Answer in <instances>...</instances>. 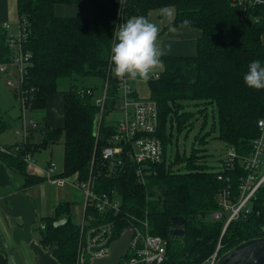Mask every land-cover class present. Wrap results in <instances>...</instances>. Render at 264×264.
Masks as SVG:
<instances>
[{"label": "trees", "instance_id": "obj_1", "mask_svg": "<svg viewBox=\"0 0 264 264\" xmlns=\"http://www.w3.org/2000/svg\"><path fill=\"white\" fill-rule=\"evenodd\" d=\"M76 1L88 2L92 14L53 13L54 3ZM165 5L175 8L172 25L188 19L199 35L193 54H163L162 69L147 80L148 97L156 104L154 134L161 143V157L137 174L126 143H122V150L112 161L101 158V148L113 143L111 135L116 122L105 115L117 109L119 100L111 47L117 42L119 22ZM16 10L18 24L24 27L21 46L30 53L22 83L28 109H42L46 96L56 92L62 96L63 107L61 127L44 126L40 117L36 121L40 126L30 131L40 132L38 142L31 143L27 137L25 142H18L16 149L17 144L5 146L8 150L0 149V162L20 178V186L43 180L26 172L25 153L56 142L61 136L58 174H74L77 181L89 180L94 194L115 195L119 212L107 214L115 223L113 239L130 224L138 226V221L146 220L149 231L166 242L164 259L157 264H206L214 252L218 256L240 241L264 235V178L240 215L227 223L228 212L223 211L218 199L220 190L225 189L229 201L236 202L240 177L247 171L242 159L260 133L257 120L264 117V89L250 88L243 79L253 60L264 64V42L260 37L264 33V2L236 5L230 0H16ZM9 37L0 22V61L9 59ZM60 77L71 80L67 88L58 90ZM85 77L100 80L83 83ZM103 88L100 108L94 98ZM192 102L200 105L201 112L211 106L216 114L206 134H196L195 138L205 142L216 122L215 136L235 150L230 163L221 159L219 168L212 169L206 162L197 161L199 155L193 145L187 155L177 149L173 158L167 154L172 129L179 132L192 126L194 111L187 107ZM96 113L99 115L94 131ZM7 125L0 114V132ZM180 160L184 161V168H173ZM260 174L257 169L256 177ZM214 213L219 216L214 217ZM85 215L99 216L91 207H86ZM171 216L184 219L180 238L171 239L168 235ZM60 218L64 223L53 226ZM42 222L38 243L43 248L53 246L52 256L60 264H75L78 230L69 202H58Z\"/></svg>", "mask_w": 264, "mask_h": 264}, {"label": "built area", "instance_id": "obj_2", "mask_svg": "<svg viewBox=\"0 0 264 264\" xmlns=\"http://www.w3.org/2000/svg\"><path fill=\"white\" fill-rule=\"evenodd\" d=\"M232 4L239 5L242 3H254L257 0H230ZM124 22H119V26ZM18 34L8 38V46L10 48V56L6 61H0V74L4 75L5 83L12 88L19 99L21 128L16 130L21 136L22 142L28 137V126L36 127L37 123L32 118L23 119L24 111L28 109L26 104L25 89L22 88L26 65L30 57L28 50L21 46V39L24 35L23 24H18ZM157 76V73H153ZM117 86L119 90V100L117 109L121 116L115 122V130L111 135V141L101 148V158L112 161L116 154L122 150V143L128 146V153L131 159L136 163L135 172L141 174L149 162H156L161 157V143L154 134L157 124V111L154 100L149 97H138L134 94L131 87V79L125 77L117 78ZM86 93H90L89 88H85ZM104 97V88L102 93L94 98V102L101 108ZM260 133L252 140L251 150L249 154L242 159L243 166L247 169L246 173L240 177L239 196L236 202H230L225 189L220 190L218 199L223 211L228 212L226 223L235 219L240 215L241 210L245 207L247 199L252 195L253 190L263 180L264 172L256 177V171L261 161L264 151V117L257 120ZM19 146L17 144L14 148ZM5 149V147H1ZM235 150L232 146H228L223 160L226 164L235 157ZM26 162L31 160V155L26 152L24 155ZM117 159L116 162H119ZM43 177L45 180L56 186H62L65 183V177L54 171L52 162H49L43 168ZM217 177H220L218 175ZM256 177L255 181L253 179ZM73 184L81 189L82 211L77 224H79V246H78V262L83 263V259L92 256H98L106 251L108 243L112 240L114 220L107 216L119 212V202L115 195H107L101 193L94 194L90 189L89 180L75 181ZM86 207L95 209L98 217L85 215ZM218 217V213L213 214ZM130 219H134L129 216ZM138 226L129 225L132 229L131 245L128 253L122 258L118 264H157L164 259L165 240L160 236L152 234L146 220L138 221ZM129 254V256H128ZM216 252L208 259L206 264H213Z\"/></svg>", "mask_w": 264, "mask_h": 264}, {"label": "rangeland", "instance_id": "obj_3", "mask_svg": "<svg viewBox=\"0 0 264 264\" xmlns=\"http://www.w3.org/2000/svg\"><path fill=\"white\" fill-rule=\"evenodd\" d=\"M118 15L116 16V18ZM16 27L13 28L12 34L15 36L18 32L15 30ZM10 34V33H9ZM70 78L68 77H60L57 79V89H65L69 86ZM99 78L96 77H85L83 78V83L88 82H99ZM80 82V80H77ZM188 108H191L193 113V122L192 126L187 130L186 127H183L179 132L175 129H172V141L166 145V151L169 157L173 158V154L175 149H177L180 153L182 151L187 155L191 149V146L197 148L198 158L197 161H204L207 164L211 165L212 169H218L221 165V159L224 158L225 152L228 146L218 137H216L217 133V125L215 122L214 130L210 131L208 135H206V141L200 142L196 139V134H204L209 126L216 120L215 108L211 106H207L206 110L202 111L198 110L200 105L188 104ZM42 110L36 111V109H27L24 111L23 119L32 118L34 121L39 118ZM20 112V103L19 99L16 97L13 89L8 87L5 83L4 75L0 74V114L3 118L6 119L9 126L5 128L2 132H0V145L3 143H9L13 140H20L18 134L15 133V130L20 129L21 118L19 116ZM121 116V113L118 109H113L109 111L105 118L108 120H117ZM205 118V119H204ZM202 121L204 123L202 124ZM201 125H203L201 127ZM206 134V133H205ZM36 135L32 136L33 140H36ZM62 137L60 136L56 142H53L49 147L40 149L39 151H33L31 158L33 159L34 164H28L27 171L34 174H42V167L46 164V160L49 158V162H52L54 166V171L58 172L61 170V161H62ZM18 140V141H19ZM50 143V142H49ZM173 168H179L182 170L184 168V161L180 160L173 164ZM11 179H13L16 183H18L19 178L16 175L10 174ZM64 186L58 187L53 184H49L46 180H41L38 183L28 186L24 188V193L31 197L36 204V219L38 221H43V219L52 213L53 207H51L52 203H57V200L60 198L68 199L72 203V209L70 210L71 218L74 222L79 220V205L82 203L83 195L81 189H78L76 186L71 184V181H75V176L68 175L65 177ZM43 213H42V212ZM1 213V211H0ZM62 218V217H61ZM60 218V219H61ZM59 219V220H60ZM9 221L5 219V216L0 215V252H2L6 258V264H36L34 253L30 252L26 245L15 246L11 243L10 239V224ZM115 224V223H114ZM78 230V239L76 244V252L79 246V224H76ZM130 227V226H129ZM114 231V227H113ZM113 236V234H112ZM32 238L37 242L39 241L40 234L38 230L33 232ZM113 239V238H112ZM76 256L75 264H81L78 262V254ZM87 259H83L82 264H89Z\"/></svg>", "mask_w": 264, "mask_h": 264}, {"label": "water", "instance_id": "obj_4", "mask_svg": "<svg viewBox=\"0 0 264 264\" xmlns=\"http://www.w3.org/2000/svg\"><path fill=\"white\" fill-rule=\"evenodd\" d=\"M98 113L94 115L93 130H96ZM16 183L11 179L6 167L0 162V211L10 218H18L21 227L11 226V240L15 245H26L34 253L36 264H60L53 256V246L43 248L31 237V225L35 223V208L32 200L16 190ZM64 223V219L53 222V226ZM168 235L171 239L184 234L182 216L169 217ZM131 227H125L117 238L112 239L106 251L89 258V264H118L130 249ZM0 264H6V258L0 252ZM213 264H264V235L238 242L215 257Z\"/></svg>", "mask_w": 264, "mask_h": 264}, {"label": "crops", "instance_id": "obj_5", "mask_svg": "<svg viewBox=\"0 0 264 264\" xmlns=\"http://www.w3.org/2000/svg\"><path fill=\"white\" fill-rule=\"evenodd\" d=\"M163 8H169L172 10L173 16L171 19H169L168 17H166L165 15H163L161 13V9H163ZM53 13L55 15H58V16H69V15L89 16L92 14V7L88 2H85V1H76V2H68V3H60L59 2V3H54ZM174 14H175L174 6L165 5L163 7L150 8V9H148V11L145 14H143V16H146L149 20H151L152 22L159 25L161 45L163 46V45H167L169 43L171 44V50L170 51L165 50V54L191 55L195 52V42H196V38L199 35V30L193 26H190L187 28H181L180 25H172L171 21L174 17ZM135 16H139V15H135ZM131 17H134V16H131ZM0 22L6 28L7 35L14 37V35L12 34L13 28L16 27L15 30H17V26H18V15H17V10H16V0H0ZM170 26L175 27L177 29V31L175 33L170 32L169 31ZM17 34H18V32H17ZM260 37H261L262 42H264V33H262ZM161 69H162V64L153 73H157ZM131 87H132V91L134 92V94L136 96L148 97L149 90H148L147 81H143L139 78H137L136 80H131ZM100 93H102V91ZM40 110H42L40 112L41 114L39 115V118L36 119L35 121H38L41 117L42 118L41 122H43L45 124L44 126L54 127V128L62 126V124H63V114H62L63 113V107H62V96H61L60 92L48 94L45 98V106ZM36 111H38V110H36ZM19 116L21 117L20 112H19ZM8 126L9 125H7L5 128H7ZM37 126H40V125H36V127ZM20 128H21V125H20ZM33 128H35V127H29L28 126V132H29L28 138L29 139H27V140H29L31 143H36L40 140L41 134H40V132L37 133L36 131H33L30 133V131ZM15 133L19 135L20 140L18 139L19 140L18 141L15 139L9 143H3V145H0V149H1V147H5V146L11 145V144H18V142L19 143L22 142L20 134L18 132H16V130H15ZM34 135H36V137H37L36 140L32 139V136H34ZM263 135H264V128H263ZM52 143L53 142L47 143L46 146H44L43 148L42 147L39 148L38 151L40 149H44V148L49 147ZM4 150H8V149L5 147ZM33 151L35 152L36 149H34ZM33 151L28 152V153L30 155H32ZM49 160H51V159L49 158L48 160H46V162H45L46 164L44 166H46L49 163ZM29 163L34 164L32 158L30 161L26 162V164H25L26 172L30 173L32 175H37V176L43 177V173L42 174H34L31 172H28L27 166ZM44 166L41 168L42 172H43ZM7 172L10 174L9 170H7ZM258 172L259 173L264 172V151H263V154L261 156L260 164L258 166ZM64 177H66V176H64ZM44 179L45 178L43 177V180ZM19 180H20V178H19ZM75 181H76V177H75ZM75 181H71V184L73 186H75L73 184V182H75ZM49 184H51V183H49ZM64 184L62 186H64ZM30 186H32V185H30ZM58 187H61V186H58ZM23 194L28 197V195H26L24 192H23ZM28 198H30V197H28ZM60 201L69 202V208H70V210L72 209L71 207L73 205H72L71 201H69L68 199L60 198L59 200H57V203ZM33 202H34V200H33ZM57 203H55V202L52 203L51 207H54ZM34 204H35V202H34ZM34 207H35V216L37 217V215H36V204L34 205ZM78 211L81 215L82 203L79 205ZM80 215H79V218H80ZM77 222H75V223L77 224ZM9 233H10V239H11V230Z\"/></svg>", "mask_w": 264, "mask_h": 264}, {"label": "clouds", "instance_id": "obj_6", "mask_svg": "<svg viewBox=\"0 0 264 264\" xmlns=\"http://www.w3.org/2000/svg\"><path fill=\"white\" fill-rule=\"evenodd\" d=\"M161 13L169 19L173 16L169 8L161 9ZM191 23L192 21L185 19L180 27H190ZM169 31L175 33L177 29L170 26ZM115 37L117 42L111 47L110 59L114 65V75L121 79L128 77L131 80H149L151 74L161 66V56L165 54V50H171L170 43L163 46L160 43L159 25L143 15L131 17L121 24ZM243 79L250 88L264 89V64L260 60H253Z\"/></svg>", "mask_w": 264, "mask_h": 264}, {"label": "flooded vegetation", "instance_id": "obj_7", "mask_svg": "<svg viewBox=\"0 0 264 264\" xmlns=\"http://www.w3.org/2000/svg\"><path fill=\"white\" fill-rule=\"evenodd\" d=\"M11 174V173H10ZM15 182V181H14ZM16 183V182H15ZM27 186H20V180H19V182L18 183H16V190H20V192L23 194V192H24V188H26ZM0 192H1V189H0ZM24 195V194H23ZM27 197V196H26ZM29 197V196H28ZM30 199H31V197H30ZM32 200V199H31ZM32 202H33V200H32ZM34 203V202H33ZM35 205V204H34ZM35 208V207H34ZM0 215L1 216H5L2 212L0 213ZM5 219L6 220H8L9 222V224H10V226H9V228H10V230H11V226L12 225H16V226H19V227H21V222H20V219H18V218H10V217H8V216H5ZM35 223H33L32 225H31V237H32V235H33V232L35 231L36 232V230H38V228L40 227V228H42L43 227V222L42 221H38L37 219H36V216H35ZM11 243L13 244V245H15L13 242H12V240H11ZM20 245H23V244H20ZM20 245H15V246H20Z\"/></svg>", "mask_w": 264, "mask_h": 264}]
</instances>
